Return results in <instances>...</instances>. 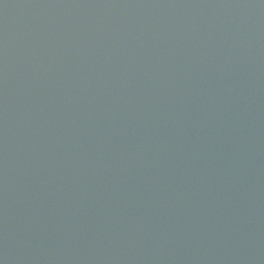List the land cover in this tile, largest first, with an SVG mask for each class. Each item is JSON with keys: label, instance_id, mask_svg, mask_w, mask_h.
Instances as JSON below:
<instances>
[{"label": "water", "instance_id": "water-1", "mask_svg": "<svg viewBox=\"0 0 264 264\" xmlns=\"http://www.w3.org/2000/svg\"><path fill=\"white\" fill-rule=\"evenodd\" d=\"M264 196V0H144Z\"/></svg>", "mask_w": 264, "mask_h": 264}]
</instances>
